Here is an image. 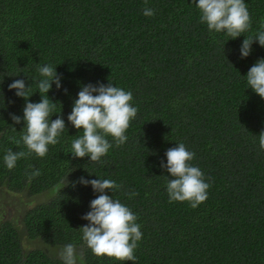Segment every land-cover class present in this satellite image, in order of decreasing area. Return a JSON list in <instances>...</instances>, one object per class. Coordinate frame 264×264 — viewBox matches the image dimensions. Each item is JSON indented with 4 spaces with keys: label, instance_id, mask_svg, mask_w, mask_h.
I'll return each mask as SVG.
<instances>
[{
    "label": "trees",
    "instance_id": "16d2710c",
    "mask_svg": "<svg viewBox=\"0 0 264 264\" xmlns=\"http://www.w3.org/2000/svg\"><path fill=\"white\" fill-rule=\"evenodd\" d=\"M245 3L251 28L232 39L200 22L194 0H0V187L49 197L26 212L22 228L0 222V264H63L59 251L69 243L83 264H264V98L246 78L264 47L256 40L247 58L240 53L245 36L264 32V0ZM146 6L154 16L143 14ZM43 65L62 77V88L53 83L48 95L67 129L47 156L33 153L9 170L7 151L27 148L15 143L25 124L10 116L23 117L25 100L8 85L25 80L31 102H40ZM110 82L131 91L138 109L128 139L117 147L107 136L112 147L103 163L76 158L72 142L83 133L68 121L74 100L83 85ZM179 143L196 154L191 163L210 184L195 209L169 202L172 177L160 166ZM34 169L41 175L29 182ZM81 177L121 185L106 192L138 217L135 262L98 257L86 246L80 228L89 221L81 217L99 193L72 187ZM23 237L42 247L26 248Z\"/></svg>",
    "mask_w": 264,
    "mask_h": 264
},
{
    "label": "clouds",
    "instance_id": "9594fccd",
    "mask_svg": "<svg viewBox=\"0 0 264 264\" xmlns=\"http://www.w3.org/2000/svg\"><path fill=\"white\" fill-rule=\"evenodd\" d=\"M194 2L201 11L200 22L206 23L209 31L224 32L232 39H236L251 28L250 13L245 0H194ZM143 14L151 17L155 15V10L146 6ZM256 40L264 47V32L257 33L255 38L245 36L240 48L241 58H247L251 54L253 42ZM37 71L42 77L37 83L38 92L42 97L40 102H31L32 86H28L25 80L17 79L8 85L10 91L15 90V95L25 100L23 117L14 113L10 116L14 124L22 122L25 124L24 134L20 140H15V143L19 145L22 141L27 148L26 152L11 149L7 151L4 162L9 170L15 168L18 160L33 153L41 158L47 156L48 146L60 143L59 137L67 129L62 112L56 113L57 102L48 95L53 83L57 90L62 88V77L51 65L39 66ZM246 78L249 88L264 98V59L258 60L249 69ZM64 91L67 94V89ZM132 101L131 91H125L111 82L107 85L100 83L99 86L91 83L83 85L68 115V121L77 130L82 129L83 133L72 142L73 156L90 157L91 162L103 163L102 157L106 156L112 147L106 139L107 136L110 135L115 140L117 147L123 145L128 139L125 133L138 113V109L132 106ZM56 114L59 116L53 120L52 116ZM177 145L166 151L167 164L161 162L160 165L172 177L167 182L169 202L187 201L195 209L208 199L210 184L205 182L201 169L191 163L196 154L188 151L184 143ZM259 145L264 150V131L259 134ZM26 174L31 182L39 177L41 172L34 169ZM77 183L91 185L94 192L99 193L90 202L91 210L81 217L89 221L80 228L86 246L98 257L107 256L117 261L135 262L137 257L134 252L143 236L141 225L137 223L138 217L130 208L106 192L111 190L114 193L121 185L110 179L88 180L81 177L78 181L72 182V187ZM63 184L64 187L67 186L66 178ZM128 195L131 198L138 193L133 191ZM59 257L63 264H78V261L83 264V256L71 243L60 249Z\"/></svg>",
    "mask_w": 264,
    "mask_h": 264
},
{
    "label": "rangeland",
    "instance_id": "374dc122",
    "mask_svg": "<svg viewBox=\"0 0 264 264\" xmlns=\"http://www.w3.org/2000/svg\"><path fill=\"white\" fill-rule=\"evenodd\" d=\"M47 192L34 196L26 195V193H13L6 187H0V222L10 221L19 228L24 225V217L26 212L32 207L48 201ZM23 245L28 248H40L42 243L38 241H32L30 239H24ZM46 249V247H44ZM45 251L51 252L49 249Z\"/></svg>",
    "mask_w": 264,
    "mask_h": 264
}]
</instances>
